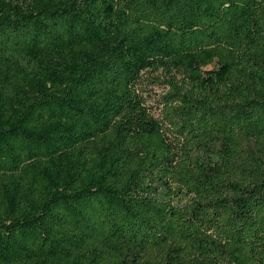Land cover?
Segmentation results:
<instances>
[{
  "label": "trees",
  "instance_id": "1",
  "mask_svg": "<svg viewBox=\"0 0 264 264\" xmlns=\"http://www.w3.org/2000/svg\"><path fill=\"white\" fill-rule=\"evenodd\" d=\"M0 264H264V0H0Z\"/></svg>",
  "mask_w": 264,
  "mask_h": 264
},
{
  "label": "rangeland",
  "instance_id": "2",
  "mask_svg": "<svg viewBox=\"0 0 264 264\" xmlns=\"http://www.w3.org/2000/svg\"><path fill=\"white\" fill-rule=\"evenodd\" d=\"M209 67H212V66H209ZM150 87V86H149ZM151 88H152V96H153V98H154V96L156 95V94H159V93H161L162 92V89L161 88H158V87H156V86H151Z\"/></svg>",
  "mask_w": 264,
  "mask_h": 264
}]
</instances>
